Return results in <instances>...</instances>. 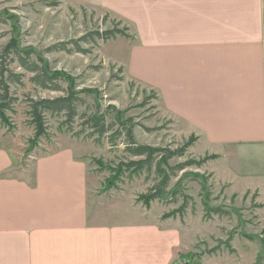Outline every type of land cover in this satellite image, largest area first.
I'll list each match as a JSON object with an SVG mask.
<instances>
[{
    "label": "crops",
    "instance_id": "1",
    "mask_svg": "<svg viewBox=\"0 0 264 264\" xmlns=\"http://www.w3.org/2000/svg\"><path fill=\"white\" fill-rule=\"evenodd\" d=\"M69 2L128 27L131 37L113 41L109 58L158 91L179 135L239 159L256 150L253 172L240 165L238 176L252 177L247 187L264 198V0ZM45 151L23 172L0 141V264H176L185 230L161 229L133 205L93 208L89 163L73 146Z\"/></svg>",
    "mask_w": 264,
    "mask_h": 264
},
{
    "label": "rangeland",
    "instance_id": "2",
    "mask_svg": "<svg viewBox=\"0 0 264 264\" xmlns=\"http://www.w3.org/2000/svg\"><path fill=\"white\" fill-rule=\"evenodd\" d=\"M1 11L13 17L0 23L1 46L16 37L21 46L34 49L35 56L42 57L50 69L63 71L76 89L92 90L91 94L83 95L86 105L79 107V115L72 123L66 122L64 113L48 112L46 133L37 135L28 113L29 98H54L62 92L41 88L30 80L31 73L22 70L17 63L12 65L26 76L23 84L12 85L18 100L7 112L9 122L0 118V141L13 146L23 172L31 171L36 156L45 150L61 144L73 146L94 172L93 208L103 205L104 201L116 202L118 207L133 205L135 213L148 212L151 220L159 221L161 229L187 232L185 241L189 244L176 264H205L207 261L209 264H264L263 194L260 188L247 187L252 184V177L238 176L240 165H245L247 172H253L256 150L242 149L240 160L236 150L226 155L215 154L196 147V140L184 156L171 159V165L214 157L201 165L191 164L172 177L167 192L181 189L179 196H165L145 204L140 195L148 193L160 180L155 167L135 172L127 170L125 165L129 161L141 157L126 150L125 136L113 140L116 130L97 135L83 124L82 114L98 108L100 113L106 112L107 121L112 122L116 113L110 105L115 106L125 118L133 120L138 144L177 149L192 136L179 135L175 123L161 114L158 91L130 79L123 67L109 58L113 41L117 43L119 37L126 36L118 35L107 41L98 39L95 44L81 42L82 47L91 49L89 53L74 49L50 50L61 41L110 29L115 23H119L120 28L127 26L108 13L73 7L69 0H0ZM69 47L73 48V44ZM61 84L67 87L69 81H61ZM260 150L257 157L263 160ZM183 205L184 210L178 211ZM215 207L228 212L225 215L212 212Z\"/></svg>",
    "mask_w": 264,
    "mask_h": 264
},
{
    "label": "trees",
    "instance_id": "3",
    "mask_svg": "<svg viewBox=\"0 0 264 264\" xmlns=\"http://www.w3.org/2000/svg\"><path fill=\"white\" fill-rule=\"evenodd\" d=\"M8 12H0V23H6L8 19H13L9 16ZM119 23H115L113 28L106 29L104 31L96 30L90 32L79 39L69 40L65 42L57 43L51 46L50 50L58 51H72L88 52L91 49H86L81 46V42L95 44L98 39L109 40L116 39L118 35L131 37L128 33V28H120ZM69 44H73V48L69 47ZM34 49L30 47H23L17 41L16 37H12L7 44L0 45V118L3 122H9V116L7 112L13 109L14 103L18 100V97L12 91V85L23 84L24 72L16 71L12 65L17 63L22 70L32 74L30 80L36 85L44 89L61 91L60 96L54 98H29V114L32 118V122L35 124L37 135L46 133V113L51 114L64 113L66 116V122L72 123L79 115V107L86 105V100L83 95L86 93H92L91 89H76L72 80L62 71H54L50 69L48 63L39 56H35ZM61 81L68 82L67 87H63ZM115 111L114 121H107V113L99 112V109H95L94 112H84L82 122L84 125L89 126L94 133L103 136L110 131H114L112 139H116L118 136H125L126 150L134 155L139 156L141 159L129 161L125 167L127 170L132 169L140 171L144 169L152 170L155 167V173L160 177L158 183H156L152 189L145 194L140 195V200L145 204H149L153 200H162L165 196L173 198L179 196L181 189H175L167 192V188L173 176H177L178 172L185 169L191 164L201 165L205 163L209 158L214 157L206 156L199 160H190L176 165H171L170 160L175 157H182L186 154L189 147H191L197 140V137L192 135L190 139L185 141L177 149H170L168 147H154L148 144H138L133 128L135 124L131 118H125L121 111L115 106L110 105ZM119 125L118 128L115 127ZM169 200V199H168ZM173 202L177 199H170ZM186 205V203H185ZM184 205L178 211L184 210ZM212 212L219 213L220 215L227 214L223 208L215 207L211 209Z\"/></svg>",
    "mask_w": 264,
    "mask_h": 264
}]
</instances>
